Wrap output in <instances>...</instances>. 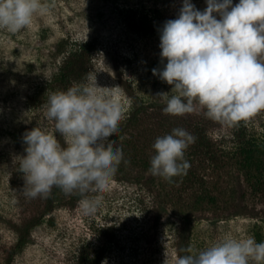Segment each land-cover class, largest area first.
Wrapping results in <instances>:
<instances>
[{"label": "rangeland", "instance_id": "rangeland-1", "mask_svg": "<svg viewBox=\"0 0 264 264\" xmlns=\"http://www.w3.org/2000/svg\"><path fill=\"white\" fill-rule=\"evenodd\" d=\"M44 2L52 6L28 28L0 29V264H165L166 254L175 264L189 246L195 254L228 237L264 242V112L230 127L206 110L167 115L156 96L172 89L153 74L166 64L160 31L183 0ZM89 80L124 110L109 139L129 162L109 191L86 194L102 197L94 216L83 214L78 192L27 198L19 171L24 136L38 125L66 146L46 119L48 97ZM175 128L196 139L187 174L170 183L149 169L156 138ZM162 197L170 210L158 216Z\"/></svg>", "mask_w": 264, "mask_h": 264}, {"label": "clouds", "instance_id": "clouds-1", "mask_svg": "<svg viewBox=\"0 0 264 264\" xmlns=\"http://www.w3.org/2000/svg\"><path fill=\"white\" fill-rule=\"evenodd\" d=\"M51 6L44 0H0V29H26ZM160 49L166 64L153 74L172 86L170 93L156 94L166 105L165 114L182 117L206 110L207 118L235 127L264 112V0L235 5L233 0H207L204 11L183 0L178 17L162 26ZM98 87L89 80L48 97L46 119L55 121L66 146L39 125L25 134L27 154L19 171L27 198L48 199L53 188L65 195L78 192L83 214L94 216L102 197L86 194L109 191L121 162L129 163L109 139L118 136L124 110ZM195 139L182 128L157 137L151 174L170 183L186 175L190 163L185 153ZM182 251L187 254L175 264H264V242L254 237H228L195 254L191 246Z\"/></svg>", "mask_w": 264, "mask_h": 264}, {"label": "trees", "instance_id": "trees-1", "mask_svg": "<svg viewBox=\"0 0 264 264\" xmlns=\"http://www.w3.org/2000/svg\"><path fill=\"white\" fill-rule=\"evenodd\" d=\"M142 110H143V108H140L139 112H141ZM204 142H207V139H204ZM208 143L209 142H207V144ZM204 145H206V144H204ZM260 185H261V183L258 184L259 188H260ZM158 199H159L158 200L159 205H157V208L155 210H156V212H158L157 213L158 216L166 215L170 210L169 206L167 205V201L163 197L158 198Z\"/></svg>", "mask_w": 264, "mask_h": 264}]
</instances>
